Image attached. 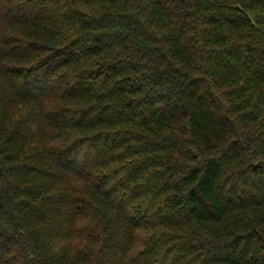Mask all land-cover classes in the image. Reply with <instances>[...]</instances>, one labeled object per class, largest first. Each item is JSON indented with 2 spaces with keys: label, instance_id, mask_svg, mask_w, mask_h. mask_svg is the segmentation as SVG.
I'll use <instances>...</instances> for the list:
<instances>
[{
  "label": "trees",
  "instance_id": "trees-1",
  "mask_svg": "<svg viewBox=\"0 0 264 264\" xmlns=\"http://www.w3.org/2000/svg\"><path fill=\"white\" fill-rule=\"evenodd\" d=\"M0 264H264V0H0Z\"/></svg>",
  "mask_w": 264,
  "mask_h": 264
},
{
  "label": "rangeland",
  "instance_id": "rangeland-1",
  "mask_svg": "<svg viewBox=\"0 0 264 264\" xmlns=\"http://www.w3.org/2000/svg\"><path fill=\"white\" fill-rule=\"evenodd\" d=\"M81 185H83V182L76 180V181H72L71 182V186H75V187H81ZM69 239H71V243L72 244H76L78 241V237L77 236H71Z\"/></svg>",
  "mask_w": 264,
  "mask_h": 264
}]
</instances>
